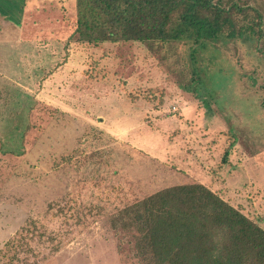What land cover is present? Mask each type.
I'll use <instances>...</instances> for the list:
<instances>
[{"label":"rangeland","instance_id":"374dc122","mask_svg":"<svg viewBox=\"0 0 264 264\" xmlns=\"http://www.w3.org/2000/svg\"><path fill=\"white\" fill-rule=\"evenodd\" d=\"M75 2L0 4V144L25 128L22 155L0 152V264H147L120 213L182 184L264 230L253 37L92 46L74 34ZM222 2L264 25V0Z\"/></svg>","mask_w":264,"mask_h":264},{"label":"trees","instance_id":"16d2710c","mask_svg":"<svg viewBox=\"0 0 264 264\" xmlns=\"http://www.w3.org/2000/svg\"><path fill=\"white\" fill-rule=\"evenodd\" d=\"M75 1L74 34L92 46L202 45L250 36L264 60L263 17L250 6L222 0ZM24 129L7 141L8 147L0 144L1 154H23ZM227 155L228 150L222 162ZM120 215L124 227L134 231L135 248L147 264H264V230L201 184L161 189Z\"/></svg>","mask_w":264,"mask_h":264},{"label":"crops","instance_id":"0c3cea01","mask_svg":"<svg viewBox=\"0 0 264 264\" xmlns=\"http://www.w3.org/2000/svg\"><path fill=\"white\" fill-rule=\"evenodd\" d=\"M19 2V0H0V4H7L9 8V10H14V9H17L16 7V4ZM21 4L23 5L24 4V0H21ZM5 8V7H3Z\"/></svg>","mask_w":264,"mask_h":264}]
</instances>
